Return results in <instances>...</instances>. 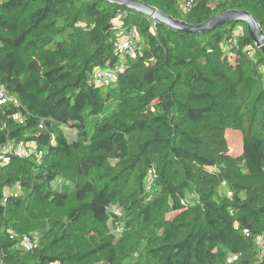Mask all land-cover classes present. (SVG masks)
I'll return each instance as SVG.
<instances>
[{
    "label": "trees",
    "instance_id": "trees-1",
    "mask_svg": "<svg viewBox=\"0 0 264 264\" xmlns=\"http://www.w3.org/2000/svg\"><path fill=\"white\" fill-rule=\"evenodd\" d=\"M136 1L191 25L248 12L264 33V0ZM131 32L136 56L97 85ZM0 87L19 102L0 147L43 153L0 159V264H264V55L245 21L181 33L107 0H1Z\"/></svg>",
    "mask_w": 264,
    "mask_h": 264
},
{
    "label": "built area",
    "instance_id": "built-area-1",
    "mask_svg": "<svg viewBox=\"0 0 264 264\" xmlns=\"http://www.w3.org/2000/svg\"><path fill=\"white\" fill-rule=\"evenodd\" d=\"M180 10L188 11L191 10L195 3L194 0H176ZM218 1V0H215ZM264 34V33H263ZM137 39V35L134 32L129 33L127 36L122 38L119 43L116 45L118 51L121 53V62L115 68H99L93 74V80L97 85H105L109 86L117 81L119 74L125 69V56L129 54L132 57H135V41ZM13 104L15 106H19V102L13 96H11L7 90L3 87H0V107ZM26 153L35 154L39 158L43 156L42 152H37L34 147H29L27 149H23V147L15 146L13 143L8 142L5 146L0 147V159L4 164L9 163L10 159L8 154H15L16 156L22 157ZM152 174V172H150ZM15 191V190H13ZM17 195L16 192H14ZM228 196L231 197V194L228 193ZM182 205L184 207H188L190 203L188 201H182ZM247 233V231H245ZM22 245L27 250H32L36 248V243L31 237H23Z\"/></svg>",
    "mask_w": 264,
    "mask_h": 264
},
{
    "label": "water",
    "instance_id": "water-1",
    "mask_svg": "<svg viewBox=\"0 0 264 264\" xmlns=\"http://www.w3.org/2000/svg\"><path fill=\"white\" fill-rule=\"evenodd\" d=\"M111 3L118 4L128 9L138 11L154 21L164 24L174 31L181 33H207L220 25L231 20H243L247 24L249 36L255 43L256 47L264 55V34L257 20L248 12L228 11L211 18L205 25H191L182 20H176L173 17L163 14L156 8H151L148 5L136 0H107Z\"/></svg>",
    "mask_w": 264,
    "mask_h": 264
},
{
    "label": "rangeland",
    "instance_id": "rangeland-1",
    "mask_svg": "<svg viewBox=\"0 0 264 264\" xmlns=\"http://www.w3.org/2000/svg\"><path fill=\"white\" fill-rule=\"evenodd\" d=\"M120 26H121V24H120ZM66 132H67L70 140L73 141V140L78 139V136L76 133H71L69 130H66ZM227 138H228V143H229V147H230L231 152L240 153L242 151V146H243L242 134L240 132L230 130V131H228ZM55 186L62 188V182L60 181V182L55 183Z\"/></svg>",
    "mask_w": 264,
    "mask_h": 264
}]
</instances>
